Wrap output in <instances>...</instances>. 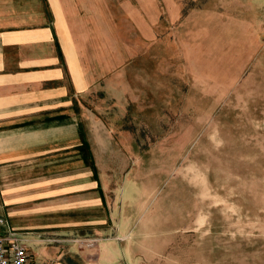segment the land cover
Segmentation results:
<instances>
[{
	"label": "rangeland",
	"instance_id": "1",
	"mask_svg": "<svg viewBox=\"0 0 264 264\" xmlns=\"http://www.w3.org/2000/svg\"><path fill=\"white\" fill-rule=\"evenodd\" d=\"M69 8L133 146L112 161L140 181L128 264H264V0Z\"/></svg>",
	"mask_w": 264,
	"mask_h": 264
},
{
	"label": "crops",
	"instance_id": "2",
	"mask_svg": "<svg viewBox=\"0 0 264 264\" xmlns=\"http://www.w3.org/2000/svg\"><path fill=\"white\" fill-rule=\"evenodd\" d=\"M86 40L69 0H0V215L37 264H128L139 214L123 209L142 205L139 177L112 162L133 146L102 114Z\"/></svg>",
	"mask_w": 264,
	"mask_h": 264
},
{
	"label": "built area",
	"instance_id": "3",
	"mask_svg": "<svg viewBox=\"0 0 264 264\" xmlns=\"http://www.w3.org/2000/svg\"><path fill=\"white\" fill-rule=\"evenodd\" d=\"M96 239L88 242L93 245ZM0 264H37L25 239L0 215Z\"/></svg>",
	"mask_w": 264,
	"mask_h": 264
}]
</instances>
